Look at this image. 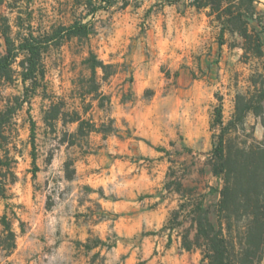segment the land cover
Returning <instances> with one entry per match:
<instances>
[{"label": "rangeland", "instance_id": "obj_1", "mask_svg": "<svg viewBox=\"0 0 264 264\" xmlns=\"http://www.w3.org/2000/svg\"><path fill=\"white\" fill-rule=\"evenodd\" d=\"M258 1L264 16V0ZM83 11L75 0H4L1 9L15 34L16 25L29 22L36 30L69 25ZM95 26V35L47 52L48 95L81 109V89L93 87L86 64L93 53L116 73L103 81L98 69L97 85L111 104L104 111L95 101L87 117L100 123L109 115L115 132L106 139L94 134L93 150H68L60 139L77 124L48 129L43 115L50 102L43 94L25 106L11 144L16 182L9 186L11 198H0V243L7 213L16 248L10 255L0 250V264H199L200 253L181 252L176 236L167 248L168 232L161 230L180 197L166 184L180 181L216 206L221 181L208 161L218 95L228 122L237 94L263 81V60L231 49L230 35L221 46L219 29L186 0H117L97 14ZM17 93L14 86L3 92ZM246 123L264 141L261 118L251 113ZM68 157L77 159L72 179L64 166Z\"/></svg>", "mask_w": 264, "mask_h": 264}, {"label": "trees", "instance_id": "obj_2", "mask_svg": "<svg viewBox=\"0 0 264 264\" xmlns=\"http://www.w3.org/2000/svg\"><path fill=\"white\" fill-rule=\"evenodd\" d=\"M190 7L205 12L209 23L219 29L220 45L227 43L230 35L235 43L231 49L241 48L245 55L251 53L264 63V16L258 8V0H186ZM117 0H75L84 6L83 12L75 16L69 25L52 26L49 30L35 29L31 22L14 26L1 13L4 0H0V35L4 48L0 51V198L9 200V186L15 183L16 157L11 144L15 138L17 118L26 105L31 106L36 97L42 95L49 104L44 109L43 122L54 133L58 123L77 124L73 133L65 131L59 146L92 148V136L108 138L115 132L114 120L108 115L98 123L94 115L87 117L95 101L100 110L109 111L111 99L97 85V71L102 69V80L106 81L116 72L113 65L99 61L92 53L86 60L92 72V88L81 89L83 105L69 106L59 97L48 95L46 81V54L52 47H60L72 38H88L97 33L95 19L100 11H108ZM261 83H255L253 92L237 94L235 111L231 119H224L223 97L214 109L211 122L213 146L208 164L214 177L220 179V199L211 209L207 206L206 194L195 189L183 188L177 180L168 181L166 189L180 197L178 207L162 228L168 232L169 248L176 236L179 249L188 253H200L199 264H261L264 263V141L256 138L254 128L247 131L246 120L253 113L261 118L264 127V74ZM14 86L17 94L4 95L7 87ZM21 87V88H20ZM91 101L87 103V98ZM32 141L35 143L36 122L31 119ZM89 153V152H88ZM34 161L36 155H33ZM77 162L68 157L65 170L72 179ZM9 175L12 179H9ZM177 189H172V186ZM4 240L0 250L12 254L16 248V233L12 221L5 213L2 216Z\"/></svg>", "mask_w": 264, "mask_h": 264}, {"label": "crops", "instance_id": "obj_3", "mask_svg": "<svg viewBox=\"0 0 264 264\" xmlns=\"http://www.w3.org/2000/svg\"><path fill=\"white\" fill-rule=\"evenodd\" d=\"M179 243V242H178ZM179 246H180V243H179ZM181 252H183V251H181Z\"/></svg>", "mask_w": 264, "mask_h": 264}]
</instances>
